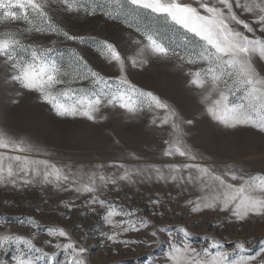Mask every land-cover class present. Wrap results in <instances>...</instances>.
<instances>
[{
	"label": "snow or ice",
	"instance_id": "obj_1",
	"mask_svg": "<svg viewBox=\"0 0 264 264\" xmlns=\"http://www.w3.org/2000/svg\"><path fill=\"white\" fill-rule=\"evenodd\" d=\"M100 22L118 33L89 28ZM157 67L173 69L197 115L134 82ZM33 95L59 121L99 129L106 154L66 162L8 125L9 107ZM111 122L138 130L152 154L105 133ZM198 123L264 142V0H0V191L55 196L60 221L97 218L85 229L9 217L6 198L0 264H92L89 240L112 254L161 250L142 264H264V236L253 250L247 236L221 235L264 223V168L206 154L192 140ZM125 190L147 192L148 211L116 199ZM173 204L186 218L217 217L216 231L195 246L190 227L162 223L182 215Z\"/></svg>",
	"mask_w": 264,
	"mask_h": 264
},
{
	"label": "rangeland",
	"instance_id": "obj_2",
	"mask_svg": "<svg viewBox=\"0 0 264 264\" xmlns=\"http://www.w3.org/2000/svg\"><path fill=\"white\" fill-rule=\"evenodd\" d=\"M89 28L109 33H118L119 31L115 28H107L102 22L90 25ZM172 73L173 69L170 67H157L150 73L137 74L132 78L140 86L170 96L187 115H197L195 100L181 91L179 80ZM5 122L13 128L30 132L50 150L62 154L66 162H71L68 159L70 157L77 158L91 155L96 158L97 156L103 157L106 154L107 141L101 135L99 129L93 130L81 123L59 121L48 110L47 106L35 99L34 95L25 98L19 106L9 107L8 118ZM113 130L124 142L133 144L145 154H152L155 145L149 139L140 135L138 130L124 127L123 122L120 124L111 122L105 127L104 132L111 134ZM192 140L201 150H205L206 154L211 153L213 158L218 161L240 160L253 171L264 168V142H261L259 137L253 136L249 132L242 131L236 135H226L223 129L205 123H198L196 128L193 129ZM156 190L165 191L162 189ZM147 194V192L135 194L132 191L125 190L116 195V199L128 207L139 206L144 211H148L145 207ZM129 196H131V199H128ZM6 198L13 200V206L7 211L9 217L31 214L40 219L42 223H62L71 227L79 222L85 229L95 224L97 219L92 215H89L86 219H80L76 213H73L72 221H60L58 214L52 210L55 207L57 198L53 196L49 203L45 204L46 197L38 191L30 192L25 197H12L0 191V201ZM17 204L20 207H16ZM172 207L175 211L181 212L182 215L173 216L169 213L162 223L170 222L171 224H184L190 227L193 232L195 246L199 247L203 243L201 236L205 232L213 233L216 231L210 221L214 222L218 219L217 217L208 215L202 218H186L187 210L181 209L178 204H173ZM36 208H39L40 211H35ZM2 211L4 209L0 208V212ZM197 224L198 227L195 226ZM76 235L79 236L80 232H76ZM221 235H229L231 239L247 236L252 239L250 247L255 250L259 246L260 238L264 236V223L254 221L239 233L234 232L232 228H228L227 232L221 233ZM88 243L92 264H136L137 261L142 264L149 252L159 255L161 251L160 249L136 248L135 250L120 249L118 254H112L109 248L96 247L97 241L95 240H89ZM226 247L231 248L232 244L227 243Z\"/></svg>",
	"mask_w": 264,
	"mask_h": 264
}]
</instances>
